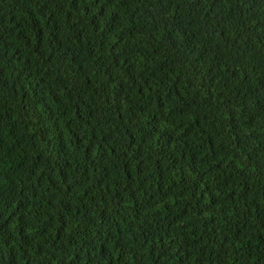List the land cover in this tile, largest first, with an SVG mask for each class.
<instances>
[{
    "label": "trees",
    "instance_id": "trees-1",
    "mask_svg": "<svg viewBox=\"0 0 264 264\" xmlns=\"http://www.w3.org/2000/svg\"><path fill=\"white\" fill-rule=\"evenodd\" d=\"M0 264H264V0H0Z\"/></svg>",
    "mask_w": 264,
    "mask_h": 264
}]
</instances>
